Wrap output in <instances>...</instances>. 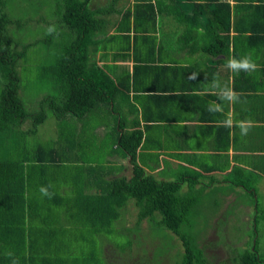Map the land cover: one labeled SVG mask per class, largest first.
I'll return each instance as SVG.
<instances>
[{
    "label": "trees",
    "instance_id": "trees-1",
    "mask_svg": "<svg viewBox=\"0 0 264 264\" xmlns=\"http://www.w3.org/2000/svg\"><path fill=\"white\" fill-rule=\"evenodd\" d=\"M55 1L53 17L62 43L40 79L58 96L43 98L39 111L30 113L19 96L17 71L28 46L14 43L8 32L14 21L6 12L7 1L0 0V264L13 259L18 264H107L103 247L98 251L99 238L114 235L116 222L132 203L136 226L149 222L156 238L169 232L179 239L183 253H175L174 264H206L198 237L215 224L196 231L199 196L212 200L220 195L210 205L214 211L204 212L207 216H238L250 206L264 225L257 178L246 179L232 168L221 183L213 174L223 170L217 166L221 160L209 165L199 155L190 169V154L178 152L192 150V142L183 141L186 132L179 133L191 115L206 128L196 136H208L211 143L214 137V148L227 151L230 128L216 127L212 117L219 113L207 111L210 101L224 104L211 83L216 79L243 93L238 85L243 86L239 81L245 73L230 72L227 59L251 48L264 61V0H129L124 9H116L122 0L99 8H90V0ZM148 75L149 83L143 80ZM46 110L57 122V137L12 151L11 135L36 136ZM27 121L31 126L25 129ZM118 156L131 165L134 184L126 190L120 186L124 179H109L114 168L107 163ZM172 160L178 165L170 177ZM158 164H163V178L148 172ZM49 184L54 186L51 199L39 191ZM64 184L69 193L62 191ZM235 188L242 201L228 194ZM214 233L223 240L221 226ZM257 234H249L246 248L234 256L236 264H259ZM124 239L125 245L111 249L110 244V255L129 252ZM154 242L156 254L168 253L164 239Z\"/></svg>",
    "mask_w": 264,
    "mask_h": 264
},
{
    "label": "rangeland",
    "instance_id": "rangeland-1",
    "mask_svg": "<svg viewBox=\"0 0 264 264\" xmlns=\"http://www.w3.org/2000/svg\"><path fill=\"white\" fill-rule=\"evenodd\" d=\"M7 1V9L6 12L8 17L14 21V25L8 28L9 34L12 36L14 43H17L19 48L28 46L27 58L26 61H21L17 66V71L20 77L21 85L19 90V96L22 99V102L26 108V110L30 113H35L39 111V103L45 97H56L58 96L57 90L52 88V85L45 80H41L40 77L44 76V68L51 65L58 51L59 45L62 43L59 40L58 36V25H56V20L53 17L55 7L57 2L55 0H6ZM110 0H90L89 7L90 8H99L107 6ZM129 3V0H122L119 3L117 8L124 9ZM55 25L56 31L52 34L48 33V28L50 26ZM61 29V28H60ZM98 55H96V58ZM46 121L38 127V131L36 136L32 137L30 140H27L25 137L16 136V133H13L10 137L9 145L11 150L15 152L16 149H19L20 145L29 149L36 143H47L57 137V122L52 116V114L46 110ZM112 121V120H110ZM28 124L31 126V121H27L24 126L25 129L28 128ZM99 128L97 130L99 138H102L103 129ZM23 131V128H21ZM20 133V131H19ZM30 145V147H29ZM90 156L94 157L90 152ZM109 160V157L106 158ZM107 166L111 167L113 173L109 175L110 177L124 179L126 182L122 183L120 186H124L123 188L126 190L133 186L132 181V171L131 165L129 164V159H123L121 157H116L110 159L107 163ZM117 167H123V170H115ZM163 164L156 165L155 169L152 171H148L155 178H163L162 174L159 173ZM241 172L244 169L238 168ZM176 168H170L168 171L170 173V177L172 173L175 172ZM160 177H159V176ZM175 178V177H174ZM259 190V188H257ZM62 191L65 193H69L71 188L64 184L62 186ZM211 199H201L198 197V216L196 215L194 219V226L196 231H202L206 228L207 225H214L215 214L208 213V216L204 212L214 211L210 205L214 203L215 200L220 198V195H212ZM261 201H264V196ZM132 203V202H131ZM133 204V203H132ZM130 204L127 207V210L124 214L121 215V218L116 222L117 225L114 229V235L119 234L120 236H107L104 238H99L100 248L103 247V251H105V263L107 264H174L175 259V250H169L168 253L164 254H156V243L154 242L156 239L160 240L164 239L168 247H173V243L176 244L174 239V235L169 232H165L163 237L161 235H157V231L153 228L152 234L150 231L151 225L149 222H143L139 226H136V210L133 208V205ZM243 216H240V219ZM224 216L219 217V220H222ZM207 221H206V220ZM217 221V220H216ZM205 222V223H203ZM239 226V223L234 225L225 224L222 228H226L228 231L237 232V231H251L252 230V220L247 225L243 223ZM216 226H214L209 231L203 233V235L199 236L200 245L203 247L204 252H206V256L209 258L214 257L219 252L221 245H223L224 240H222L215 232ZM260 231L264 233V225L260 227ZM223 235L228 245L237 246L242 248L243 243L246 238L243 237L241 242L235 243L230 240V235H228L223 230ZM129 240V252L125 254L119 255H110L112 251H109L107 248L111 247V249L117 246H122L126 244V240ZM205 245V248H204ZM262 248L264 249V239L261 243ZM168 248V249H169ZM240 250V249H239ZM100 257V255H99ZM224 254L219 255V259L224 258Z\"/></svg>",
    "mask_w": 264,
    "mask_h": 264
},
{
    "label": "crops",
    "instance_id": "crops-1",
    "mask_svg": "<svg viewBox=\"0 0 264 264\" xmlns=\"http://www.w3.org/2000/svg\"><path fill=\"white\" fill-rule=\"evenodd\" d=\"M231 35L235 34L232 33ZM248 53L254 52H252L251 48L244 50V54ZM253 57L259 65L258 70L251 74H243L242 79L239 82H243L244 84L242 87L238 85V88H240L243 93H247V95L241 99V103L234 105L224 103L226 112L223 114L219 113L213 115L212 117L217 120L215 124L216 127H223L221 121L225 118L224 114L228 112L233 114V118L236 121L251 118L255 123L248 135L241 136L239 127L234 125L232 128H230V138L228 141L229 147L227 151H217V149L214 148V137H212L213 143H211V140L208 136H196L197 132L206 128L204 126H202V128L197 126V119L191 115L189 119L186 121L184 120L185 122L181 124L179 127V133L183 131L186 132V136L183 141H191L193 144L192 150L190 151L187 149H182L178 150V152L182 151L188 155L190 154V169L194 168L192 162L195 161V157L199 155L201 156L200 161L206 163L209 162V165H216V162L221 160L217 166H222L223 170L213 171L214 176L220 180L221 183L223 182L224 175H227V173H229L232 168L244 169L242 174L246 179L251 177L257 178V188H259L258 191L260 192L261 196H264V61L261 54H253ZM220 71L221 68L219 69V72ZM222 71L223 72L221 76L225 82L228 77L226 75L225 69ZM151 79L152 77L149 75L143 78V80H145L147 83L151 82ZM252 88H255L254 93L249 94ZM130 98L132 99V96H130ZM189 99L191 98H186L187 102ZM136 106L139 105L136 104ZM184 107H188L185 109L191 113L189 106ZM184 107L182 106L181 111H184ZM128 118L131 119L132 116H128ZM184 145L185 144L182 142L180 143V146ZM217 145L218 147L221 146L219 143ZM215 155H218L221 158L216 159ZM169 165L171 168H176L178 163L176 160H172L170 161ZM234 177L235 175L233 173V178Z\"/></svg>",
    "mask_w": 264,
    "mask_h": 264
},
{
    "label": "clouds",
    "instance_id": "clouds-1",
    "mask_svg": "<svg viewBox=\"0 0 264 264\" xmlns=\"http://www.w3.org/2000/svg\"><path fill=\"white\" fill-rule=\"evenodd\" d=\"M48 33L52 34L56 31L55 26H50L48 28ZM226 68L232 72L239 74L240 72H244L247 74L254 73L258 70L259 65L256 60L253 58L251 53L244 54L241 57L237 58L235 56L229 57L226 62ZM211 88L214 89L218 95L219 101L227 103L229 105H234L237 103H241V97L244 95L241 92H237L233 87L226 83H222L219 80L213 79L211 83ZM207 111L210 113H224V104L218 103L216 101H210L207 107ZM225 115V118L221 121L222 125L227 128H232L234 125L239 127L241 136H246L254 126V121L251 118L245 120L236 121L233 118V114L228 112ZM54 186L49 184L47 187L41 186L39 191L42 196L48 197L51 199L54 195V192H51L49 189ZM11 257L12 253H8ZM12 264H18V259H13Z\"/></svg>",
    "mask_w": 264,
    "mask_h": 264
},
{
    "label": "flooded vegetation",
    "instance_id": "flooded-vegetation-1",
    "mask_svg": "<svg viewBox=\"0 0 264 264\" xmlns=\"http://www.w3.org/2000/svg\"><path fill=\"white\" fill-rule=\"evenodd\" d=\"M235 192H230L228 193L230 196H234L235 197V201H242L243 196L240 193V190L235 188L234 189ZM244 193L246 194V192L244 191ZM263 197V196H262ZM262 199V198H261ZM259 201V204L261 207L264 208V201ZM234 200V199H231ZM243 206L242 204L238 205L237 209H241ZM228 212V211H227ZM240 216H243L240 219ZM255 216H257L256 211H253V208L250 206H244V209L242 211V213L238 216H236L234 213H227L226 217L222 218V220H219V218L217 219V221H214L215 226L219 227H223L225 224L230 225H234L236 223H239V226H245L242 225L243 223H246L247 225H249V223L252 220V230L249 232L248 231H237V232H232V231H228L226 230V228H222V230H224V232H226L228 235H230V240H232L235 243L241 242L242 238L245 237L246 240L242 245V248H239L237 246H230L227 244L225 237L223 235V245H221L219 252L217 253V255H215L212 258H209L206 256V264H236L234 262V256H237V252H239V249H245L246 248V244L249 241L250 236H252V234H254V232H256L257 236L259 238V241L257 244H255V240L252 238L253 240V244H255L257 246V250H255L254 252H256V256L258 257V263L259 264H264V249L261 246L262 240L264 239V233L262 234L260 231V227L263 225H259V222L257 223V220L255 219ZM250 234V236H249ZM173 241H176V244L178 245L177 247L175 246V243H173ZM173 243V247L169 248V250L172 249H176L175 253L176 254H182L183 253V248L181 245V242L179 241V239L177 237L174 236V239L172 240ZM251 246V245H250ZM249 248H251L253 250V247L251 246ZM220 254H224L225 257L222 259H219V255ZM262 255V256H261Z\"/></svg>",
    "mask_w": 264,
    "mask_h": 264
}]
</instances>
